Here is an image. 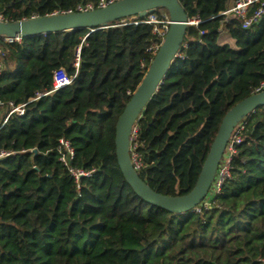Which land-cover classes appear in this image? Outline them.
<instances>
[{
  "label": "trees",
  "instance_id": "trees-1",
  "mask_svg": "<svg viewBox=\"0 0 264 264\" xmlns=\"http://www.w3.org/2000/svg\"><path fill=\"white\" fill-rule=\"evenodd\" d=\"M97 1L0 0V19L75 12ZM178 2L198 23L187 27L130 140L140 178L167 196L194 187L223 116L264 81V16L242 29L220 15L230 0ZM127 19L3 44L0 107L26 105L0 128V153L11 152L0 158V264H263L264 107L239 123L230 177L209 208L164 212L125 182L115 124L157 43L151 25ZM221 33L234 48L219 44ZM59 69L70 84L34 100L51 91ZM60 139L74 150L68 165L89 172L79 188L59 160Z\"/></svg>",
  "mask_w": 264,
  "mask_h": 264
},
{
  "label": "water",
  "instance_id": "water-1",
  "mask_svg": "<svg viewBox=\"0 0 264 264\" xmlns=\"http://www.w3.org/2000/svg\"><path fill=\"white\" fill-rule=\"evenodd\" d=\"M158 9L165 10L169 17L168 30L141 81L116 120L115 156L125 182L139 198L164 212L184 214L192 212L208 197L233 130L247 115L264 107V90L252 93L225 113L203 161L196 183L188 193L180 196L162 195L152 190L140 178L130 155L133 126L180 52L187 27L191 25L178 0H117L102 8L87 11L56 13L15 22L0 19V36L20 40L34 35L71 31L77 28H89L93 31L126 18L143 19ZM32 153L36 155L37 151L32 150Z\"/></svg>",
  "mask_w": 264,
  "mask_h": 264
},
{
  "label": "built area",
  "instance_id": "built-area-1",
  "mask_svg": "<svg viewBox=\"0 0 264 264\" xmlns=\"http://www.w3.org/2000/svg\"><path fill=\"white\" fill-rule=\"evenodd\" d=\"M115 1L117 0H98L97 3L95 4V7L92 4H87L85 6H78L77 11H87L95 8H102ZM68 12H72V11H68ZM220 15L224 16L225 20H227L229 17L235 18L240 22L242 29H248L253 25L257 24L264 16V0H230V5ZM128 22L133 24L144 23L152 26L153 34L157 38V43L152 45L150 48L153 54H155L156 51L158 50L168 30V26L170 23L169 17L166 13L157 14L155 13V11L149 13L143 19L132 18V20ZM189 23L193 25V24H197L198 21L189 20ZM13 41H18V40H13L5 36H0V76L2 75L4 70L5 51L3 49V44L12 43ZM77 66L78 63L76 62L75 67ZM71 81L72 78L68 77L63 69L57 70L53 75V83H52L51 91L47 93L38 94L34 100L69 85ZM262 90H264V81H262L259 84V86L255 89L254 93ZM25 105L26 104L15 106L12 103H9L8 106L6 107L7 108L6 114L2 119V121L0 122V128L5 124V122L11 115L14 114L17 116H23L25 113ZM242 130H243V126L239 124L233 130L229 142L227 143L223 158L217 168L216 175L212 183L209 195L200 205H198L193 210V212H200L202 208L204 209L209 208L210 199L215 195L219 194L223 183L230 177L231 158L236 151L235 146L237 144H240L242 141ZM58 151L60 153L59 160L67 167L70 175L74 178V181L77 187L79 188L80 179L82 177L89 176V172L80 169L75 170L68 165L67 161L68 159H71L73 157L74 150L70 146L67 140H63V139L59 140ZM10 154L11 152H1L0 158H3ZM131 161L136 170L140 168V162L137 160L135 154H133V156L131 157ZM262 262L264 264V259L262 260Z\"/></svg>",
  "mask_w": 264,
  "mask_h": 264
},
{
  "label": "crops",
  "instance_id": "crops-1",
  "mask_svg": "<svg viewBox=\"0 0 264 264\" xmlns=\"http://www.w3.org/2000/svg\"><path fill=\"white\" fill-rule=\"evenodd\" d=\"M229 5H230V3H229ZM224 35V36H223ZM221 37L222 38H220V40H219V44H222L223 42L224 43H227V44H229L230 43V46L231 47H233L234 48V42L233 41H231V42H229V37L225 34V33H221ZM229 42V43H228ZM1 108V107H0ZM2 109H4V108H2ZM6 109V111H7V108H5ZM5 109H4V111H5ZM6 111H5V114H6ZM5 116V115H4ZM2 121V120H1Z\"/></svg>",
  "mask_w": 264,
  "mask_h": 264
},
{
  "label": "rangeland",
  "instance_id": "rangeland-1",
  "mask_svg": "<svg viewBox=\"0 0 264 264\" xmlns=\"http://www.w3.org/2000/svg\"><path fill=\"white\" fill-rule=\"evenodd\" d=\"M162 13V12H161ZM132 20V18H128L126 21L128 22V21H131ZM223 34V33H222ZM224 36V35H223ZM220 38H222L221 37V35H220V37H219V40H220ZM232 40L231 39H229V42H231ZM228 42V43H229ZM222 44H225L224 42L222 43ZM227 44V43H226ZM229 45H230V43H229ZM5 111H6V109H5ZM5 111H4V109H2V108H0V122H1V120L4 118V115H5Z\"/></svg>",
  "mask_w": 264,
  "mask_h": 264
}]
</instances>
